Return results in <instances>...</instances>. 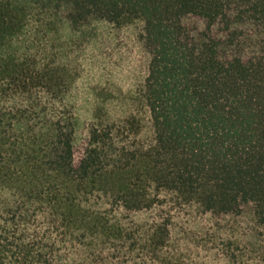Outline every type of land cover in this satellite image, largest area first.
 <instances>
[{"label":"trees","instance_id":"trees-1","mask_svg":"<svg viewBox=\"0 0 264 264\" xmlns=\"http://www.w3.org/2000/svg\"><path fill=\"white\" fill-rule=\"evenodd\" d=\"M0 264H264V0H0Z\"/></svg>","mask_w":264,"mask_h":264},{"label":"rangeland","instance_id":"rangeland-1","mask_svg":"<svg viewBox=\"0 0 264 264\" xmlns=\"http://www.w3.org/2000/svg\"><path fill=\"white\" fill-rule=\"evenodd\" d=\"M137 101L129 100L128 97H125L119 92H113L112 97L105 105L109 118L111 120H120L124 118L131 107H141Z\"/></svg>","mask_w":264,"mask_h":264}]
</instances>
